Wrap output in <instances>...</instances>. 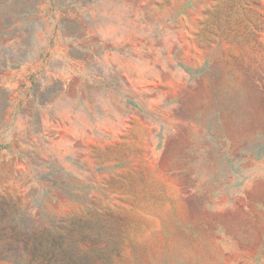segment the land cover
<instances>
[{
	"label": "rangeland",
	"instance_id": "obj_1",
	"mask_svg": "<svg viewBox=\"0 0 264 264\" xmlns=\"http://www.w3.org/2000/svg\"><path fill=\"white\" fill-rule=\"evenodd\" d=\"M0 264H264V0H0Z\"/></svg>",
	"mask_w": 264,
	"mask_h": 264
}]
</instances>
